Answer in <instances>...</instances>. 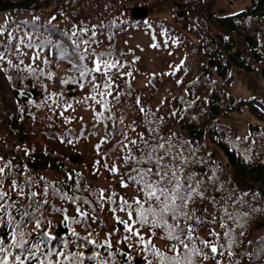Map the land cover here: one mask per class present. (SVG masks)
<instances>
[{"label": "trees", "instance_id": "16d2710c", "mask_svg": "<svg viewBox=\"0 0 264 264\" xmlns=\"http://www.w3.org/2000/svg\"><path fill=\"white\" fill-rule=\"evenodd\" d=\"M209 3L208 0H40L29 11L40 12L45 7H52L55 19H11L0 24V29H3L0 31V52L5 53L4 59L0 60V166L5 162L10 164L0 176V182L4 191L11 192L20 213L28 211L41 220L40 230L35 229V220L23 226L22 230L29 234L26 239L35 243L42 232L50 231L57 237L51 242L52 247L61 248L62 241H67L69 247L65 251H81L86 257L91 256L93 247L78 246L80 241L70 235V230L74 229L79 238L88 237L100 245L110 239L111 249H95L108 264H145L144 246L138 244L135 237L124 241V236L130 234L114 218L110 211L112 205L105 200L101 208L96 203V196L84 189L92 188L98 192L102 187L90 182L88 177H103L111 184L109 188L102 189L105 198L112 191L119 194L117 200L123 197L131 201L139 195L137 186L131 182L127 187H121V176L132 167L131 163L123 166L126 150L122 149L130 140L138 141V133L147 137L149 128H152L156 130L153 135L172 136L177 146L183 143L185 155L191 156L194 152L193 159L204 161L194 163L191 170L212 178L206 179L205 183L209 197L204 203L206 218L211 220L216 216L219 221L225 205L237 216L238 224L228 221L229 226L235 228L239 241L233 249L235 255L228 257L224 250L221 256L222 250L218 249L213 259L209 249L210 258L203 264H216L217 260L221 264H236L237 261L239 264H264V127L250 125L246 132L240 133L218 121L219 117L229 115L236 104L247 103L264 120L262 98L237 101L228 92V84L232 82L236 68L252 73L260 67L264 78V0H252L246 9L228 15L214 11ZM136 7L146 8L159 16L135 22L131 11ZM81 29H87V32L80 33ZM73 30L82 39H90L95 31L97 42L87 46L88 53H111V57L119 62L116 68L107 70L101 65L99 72L94 71L83 81V88L78 82H73L78 77L74 65L87 64L88 68L95 69L97 57L88 55L84 61H79L85 45L81 42L77 48L72 44ZM136 32L147 35L151 46L163 54L172 51L188 54L186 60L171 64L167 70L146 73L147 92L134 86L139 74L140 56L135 48L124 43L127 36ZM9 61L12 67H9ZM29 65L43 69L44 74L18 70ZM49 73L52 74L50 79ZM93 76L95 85L89 83ZM106 83H110L107 91ZM94 86L96 91H93ZM102 92L103 97L100 95ZM92 96L106 101L107 107L96 103ZM65 101L71 107L65 109ZM86 111L91 113L87 127L79 116L80 112ZM101 113L106 118L97 119ZM89 138L95 141L93 150L91 154H82L77 149ZM210 146L212 149L218 147L230 168L256 183L258 189L239 187L230 175V168L216 160ZM113 164L118 168L117 174L109 170ZM79 166L84 167L87 173ZM28 175L33 178L31 186L25 184ZM70 175L73 177L71 180L68 179ZM13 179L24 186L25 193L38 194L39 207L36 204L28 207L29 199L17 197V193L12 191ZM76 179H79L81 188L78 194L87 198L95 208V221L89 205L79 203L81 211H88L89 215L83 222L73 223L71 218L81 219L76 205L58 196L43 195L45 181L49 186L66 182L75 187ZM126 189L136 190L137 194L125 195ZM64 191L69 189L64 188ZM213 197L217 198L215 204ZM45 199L47 204H44ZM53 206L66 209L70 219L65 221L64 214L53 211ZM196 207H200L199 202ZM13 211H16L15 207ZM106 217L110 218L107 229L103 227ZM115 217L128 221L126 212L117 210ZM213 230L220 233V243L226 244L219 223L202 226L198 235L205 240L213 239L210 237ZM103 232L107 237H102ZM141 232L148 239V229ZM241 232L243 236L239 235ZM0 233L3 234L0 238L5 241L0 264L5 257L8 264H17L15 257L20 250L10 247L7 228L0 229ZM156 235H161L159 230ZM154 242L162 243L158 239ZM45 247L41 244V251ZM109 252L113 254L109 256ZM21 258L24 264H39L36 257H28L27 253Z\"/></svg>", "mask_w": 264, "mask_h": 264}, {"label": "snow or ice", "instance_id": "6c2138e0", "mask_svg": "<svg viewBox=\"0 0 264 264\" xmlns=\"http://www.w3.org/2000/svg\"><path fill=\"white\" fill-rule=\"evenodd\" d=\"M0 31H3V29H0ZM86 32L87 29L80 30V33ZM11 35L9 33V37ZM71 35L73 38L72 44L77 48L80 47L81 42L85 45L79 61H84L88 55L97 57L94 61L95 69L88 68L87 64L74 65V68L78 72V77L73 82H78L81 88L84 86L83 81L89 75L94 71L99 72L101 70V65H103L105 70L118 66L119 62L111 57V53H88L87 46L97 42L95 40V31L92 32L90 39H82L76 30H73ZM4 55V52H0V60L4 59ZM8 63L9 67H12L11 61ZM20 63L23 64V60ZM44 63L47 64L48 61L45 60ZM18 70L27 71L32 74H44L43 69H36L30 65L25 66L23 69L18 68ZM128 75H131V73H128ZM51 76L52 74L49 73L48 78L50 79ZM67 82L62 81V83ZM89 83L95 85L94 76ZM109 88L110 83H106L105 90L107 91ZM93 91H96L95 86L93 87ZM108 94L111 95V92L108 91ZM20 95H24V93H20ZM100 95L103 97L104 93L102 92ZM91 99L101 104L102 107H107V103L103 99L97 100L96 96H92ZM137 103H139V100H137ZM64 105L65 109L71 107L66 101ZM141 112H144L143 108H141ZM103 118L106 117H103L102 113L97 116V119ZM107 119H110V117H107ZM120 122L123 123V120ZM146 123L151 124L152 121H146ZM155 131V129L149 128V135L147 137L143 133H138V141L130 140L128 144L123 145L122 150H126V155L123 158V166L127 167L131 163L132 167L121 176L120 184L121 187H127L128 183L131 182L137 186L139 195L131 201H128L123 197H119L117 200L116 198L119 194L115 191H112L107 198H105L104 190L102 189L95 192L92 188H86L84 191L95 195L96 203L101 208H103L105 200L112 205L110 211H112L114 218L118 223L123 224L125 232L130 234L124 236V241L127 242L131 237H135L137 238V243L144 246L142 251L145 253V264H203V261L210 258L209 249L211 258L213 259H215L218 249L222 250L219 253L221 256L224 255V250L227 251L228 257L234 256L235 252L233 249L234 246L238 245L239 241L235 234V228L230 227L228 221H231L233 224H238L237 216L228 210L229 206L227 205L223 207V214L219 218V221H217L216 216H212L211 220H208L205 216L207 208L204 207V203L209 199L207 195L208 189L205 187V183L206 179L211 180L212 178L205 177L204 174L198 175L191 170V166L194 163H203L204 161L202 159L199 161L193 159L192 157L195 156V153L191 152V150H189L191 156L185 155L183 143L177 146L173 142L172 136L153 135L152 133ZM124 135L125 139H128L127 135ZM129 144L132 147H129ZM9 167L10 164L8 162L0 166V176H3L6 168ZM105 167L107 168L108 165L105 164ZM109 170L113 174L118 173V168L115 164ZM78 176L79 174H77ZM72 178L71 175L68 177L69 180ZM40 179L43 180L44 178L40 177ZM32 183L33 178L30 175L26 176L25 184L31 186ZM11 185L12 191L17 193V197L24 196L30 200L31 203L28 207H31V204H36L37 207L40 206L36 192L25 193L24 186H21L16 179L11 181ZM64 188H68L69 191H64ZM80 191L79 179H76L75 187L67 185L66 182H57L49 186L48 182L45 181L43 195L45 197L49 195L53 197L58 196L60 199L76 205L77 214L81 219L76 220L75 218H71L73 223H81L89 215L88 211H81L79 203L89 205L92 218L95 221L97 219L95 208L91 207V202L87 198L78 194ZM216 199L215 197L212 198L214 204L216 203ZM198 202L200 207H196ZM47 203L48 200L45 199L44 204ZM14 207L16 208L15 212L13 211ZM117 210L126 212L128 221H131V223L115 217ZM53 211L62 212L65 221L70 219L66 214V209H57L53 206ZM17 216L20 217L19 222H17ZM24 217L28 219H24ZM33 220H35V229L40 230L42 226L41 220L31 216L28 211L20 213L19 206L15 204L11 192L4 191L2 182H0V229H8L7 234L11 240L10 247L20 250V254L15 257L17 264H24L21 258L24 253H27L28 257H36L39 264H108L95 249H111L110 239H106L104 244L100 245L88 237L79 238L75 230L71 229L70 235L80 241L78 246L91 245L93 247L92 255L86 257L81 251H65L69 247L67 241H62L61 248L52 247L51 242L56 240L57 237L53 236L50 231L42 232L37 238L38 242L32 243L26 239V235L29 234H26L22 228L25 224ZM216 223H219V227L223 229V238L226 244L220 243L221 235L215 230L210 232V237L213 239L205 240L198 235L202 226L207 224L215 225ZM137 225L138 227H136ZM238 226L242 227V225ZM144 228H147L150 233L148 239H145V235L141 232ZM158 230L161 233L159 237L156 235ZM2 235L0 233V236ZM239 235L243 236L244 233L241 232ZM89 236H91V233ZM154 239H158L162 243L158 245L154 242ZM30 243L31 247H28ZM4 244V239L0 238V253L5 251ZM41 244L46 246L44 251H41ZM129 247H131V244H129ZM37 253H40V255L37 256ZM112 254V252L108 253L109 256ZM3 264H8L6 257L3 260ZM216 264H221V261L217 260ZM236 264H239V262L237 261Z\"/></svg>", "mask_w": 264, "mask_h": 264}, {"label": "rangeland", "instance_id": "374dc122", "mask_svg": "<svg viewBox=\"0 0 264 264\" xmlns=\"http://www.w3.org/2000/svg\"><path fill=\"white\" fill-rule=\"evenodd\" d=\"M208 2H210L209 4L211 7H213L214 11L218 12L221 15H228L238 13L246 9L248 6H250L252 0H208ZM150 15V19L157 18V16H159V14L155 12L150 13ZM180 16L182 17V14H180ZM53 17L54 12L52 11V7H45L44 9H41L40 12L29 10H11L0 12V24H5L11 19L24 20L28 18H40L42 20H52ZM124 43L135 48L138 55L140 56V62L138 64L139 74L136 77L134 86L146 92L148 91V87L145 85L146 81L144 79V75L146 73L158 70H167L171 64H180L188 58V54L185 52L172 51L170 53L163 54L159 50L154 49L151 46L147 35H145L143 32H136L133 35L127 36ZM232 76L233 80L228 84V92L232 96H234L237 101H250L254 97H259L264 100V78L262 76L260 67H258L257 71L252 73H248L242 69L236 68L234 69ZM79 116L84 122L83 125H86V127L89 126L91 113L88 111L80 112ZM218 121L234 127L240 133L246 132L250 125H258L264 127V120L260 119L258 115L254 111H252L250 103L236 104L233 111L229 115L219 117ZM94 144L95 141L92 138H89L85 144L79 145V148L77 150L79 152H83L82 154H91ZM209 149L210 151L214 150L213 152L215 153L217 161H220L224 166L230 168L228 160L218 147L215 146L212 149V147L210 146ZM79 167L82 171L87 173L84 167ZM72 168L77 169L78 167ZM230 175L234 177V181L239 185V187L245 189H258V185L256 183L243 178L232 168H230ZM48 178L52 179V177L49 176ZM89 179L90 182L96 183L97 185L102 187V189L109 188L111 185L109 184L110 182L104 180L105 178L103 177H88V180ZM124 194L136 195L137 192L136 190L126 189L124 190ZM109 221L110 218L106 217V224L103 226H106V229L110 225ZM102 237H107L106 232H103Z\"/></svg>", "mask_w": 264, "mask_h": 264}, {"label": "water", "instance_id": "95a60500", "mask_svg": "<svg viewBox=\"0 0 264 264\" xmlns=\"http://www.w3.org/2000/svg\"><path fill=\"white\" fill-rule=\"evenodd\" d=\"M40 0H25L19 3L3 2L0 0V11L6 12L10 10H29L34 4ZM148 16V10L145 8H135L132 10V18L134 20H143Z\"/></svg>", "mask_w": 264, "mask_h": 264}]
</instances>
